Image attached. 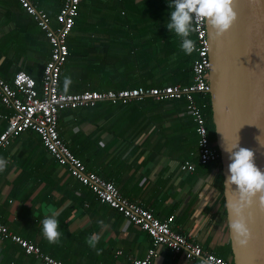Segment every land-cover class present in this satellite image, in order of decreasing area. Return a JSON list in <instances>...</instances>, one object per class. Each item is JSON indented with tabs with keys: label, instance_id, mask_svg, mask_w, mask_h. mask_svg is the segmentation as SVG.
I'll return each instance as SVG.
<instances>
[{
	"label": "crops",
	"instance_id": "0c3cea01",
	"mask_svg": "<svg viewBox=\"0 0 264 264\" xmlns=\"http://www.w3.org/2000/svg\"><path fill=\"white\" fill-rule=\"evenodd\" d=\"M33 1L57 26L66 0ZM168 15L167 0H81L68 38L62 91L159 87L180 78L184 51L181 38L165 26ZM190 38L195 40L194 29ZM51 51L45 30L20 1L0 0V75L12 83L24 70L41 85ZM191 74L187 84L193 82ZM11 112L0 95V135ZM59 126L88 170L114 182L123 195L160 218L175 215L174 227L206 249L217 253L230 243L223 195L216 186L220 166L199 165L196 124L186 104L100 100L62 110ZM0 158L6 161L0 169V221L11 231L65 264H132V259L146 257L153 245L149 233L101 202L46 149L39 133L26 130L14 136L0 147ZM185 161L194 162L196 170L182 169ZM52 214L60 222L57 243L41 231L42 219ZM93 236L99 237L95 247L89 243ZM7 242L17 261L13 264H45L12 239H0L4 258ZM151 264L199 262L162 245Z\"/></svg>",
	"mask_w": 264,
	"mask_h": 264
},
{
	"label": "built area",
	"instance_id": "2783aa9c",
	"mask_svg": "<svg viewBox=\"0 0 264 264\" xmlns=\"http://www.w3.org/2000/svg\"><path fill=\"white\" fill-rule=\"evenodd\" d=\"M24 9L45 30L52 51L47 61L41 89L37 81L24 70H19L12 83L0 75V95L4 104L12 110L8 116V125L0 135V147L11 143L14 136L26 130L39 133L46 149L61 163L68 165L71 173L98 196L101 202L107 203L127 219L139 225L152 237L153 245L146 257L132 259V264H151L158 256V248L165 245L174 251H183L186 257L197 260L199 264H234L202 244L189 239L174 227L175 215L166 218L156 216L153 210L123 195L120 188L112 181L88 170L85 163L71 150L60 134V113L64 109L95 105L100 100L127 103L132 100L152 98L155 100L183 99L186 101V112L196 124L198 135V159L203 165L221 162V153L209 135L204 107L197 101V95H207L210 91L209 71V38L206 20L197 17L193 21L195 33L194 51L197 57L193 63V82L176 83L163 87H133L121 90H85L77 93L64 92L61 89L63 66L70 55L68 38L73 31L76 17L79 14L81 0H66L56 16L57 26L53 25L51 16L39 8L33 0H19ZM196 164L185 161L182 169L195 171ZM0 239H12L21 245L27 254H33L45 264H65L44 252L41 247L14 233L0 221Z\"/></svg>",
	"mask_w": 264,
	"mask_h": 264
},
{
	"label": "water",
	"instance_id": "95a60500",
	"mask_svg": "<svg viewBox=\"0 0 264 264\" xmlns=\"http://www.w3.org/2000/svg\"><path fill=\"white\" fill-rule=\"evenodd\" d=\"M237 18L226 32L216 34L207 21L212 118L216 144L221 153L229 241L234 264H264V193L250 197L244 208L249 229L248 242L241 246L230 224L234 218L229 204L240 192L225 181L228 154L222 143L250 148L255 163L264 171V0H233ZM4 254L0 247V264Z\"/></svg>",
	"mask_w": 264,
	"mask_h": 264
},
{
	"label": "clouds",
	"instance_id": "9594fccd",
	"mask_svg": "<svg viewBox=\"0 0 264 264\" xmlns=\"http://www.w3.org/2000/svg\"><path fill=\"white\" fill-rule=\"evenodd\" d=\"M167 4L169 15L165 26L170 33L181 38L180 47L186 54H191L195 47V42L190 38L195 18L206 20L218 35L230 29L237 18L233 0H167ZM69 82L66 78V85ZM222 147L229 160L225 181L240 192L239 200L229 204L234 216L230 227L236 242L243 246L249 238L244 208L250 203V197L256 193H264V171L255 163L254 151L240 146L239 139L232 146H226L223 141ZM5 164L6 161L0 158V169ZM41 225L43 236L50 243H57L61 237V229L56 215L43 218ZM98 239V236H93L89 243L95 247Z\"/></svg>",
	"mask_w": 264,
	"mask_h": 264
},
{
	"label": "trees",
	"instance_id": "16d2710c",
	"mask_svg": "<svg viewBox=\"0 0 264 264\" xmlns=\"http://www.w3.org/2000/svg\"><path fill=\"white\" fill-rule=\"evenodd\" d=\"M76 25H77V17H76V21H75V25H74L73 29L76 27ZM194 42H195V40H194ZM68 45H70L69 39H68ZM69 48H70V46H69ZM196 57H197V53L194 50L192 51L191 54H186L185 52H184V55L180 54L179 60L181 62V65H178L179 66L178 68L183 70V74L184 75L182 74L180 78L174 79L171 84H176V83H179V82L187 84V83L192 81V78H191L192 74L191 73H193V71H192L193 70V63H194V60L196 59ZM162 86H166V85H161V84L159 85V87H162ZM37 87H38V89H41V85H40L39 82H37ZM196 98H197V101L200 104V106H203L204 104L206 105L204 107V112H205V115H206V118H207V125H208V129H209V135H210V138L212 139V141H216L215 127H214L213 118H212V108H211L210 93H208L205 96L198 94ZM172 101L176 104V106L181 107V108L186 104L183 99H172ZM199 165L203 166V167H209L210 168V167H212V166H214L216 164H208V165L199 164ZM219 166H220V170L221 171L219 173V176L217 177L218 179H217L216 186L222 192L223 201H224V204H225L224 210H225V213L227 214L225 195H224V175H223V172H222V163L221 162H220ZM11 246H12L11 242H7L6 243V246L4 248L6 256H5L4 260H3V264H13L16 261L14 259V256L10 255V253H9V250L12 248ZM216 252H217L216 254H218L219 256H221V257H223L225 259H228L232 263H234L233 262V256H232L231 243H229L225 247L220 248Z\"/></svg>",
	"mask_w": 264,
	"mask_h": 264
}]
</instances>
